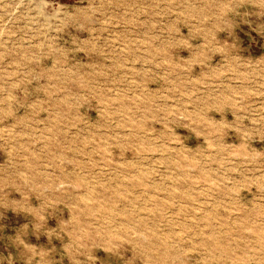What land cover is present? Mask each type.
I'll list each match as a JSON object with an SVG mask.
<instances>
[{
    "label": "rangeland",
    "instance_id": "1",
    "mask_svg": "<svg viewBox=\"0 0 264 264\" xmlns=\"http://www.w3.org/2000/svg\"><path fill=\"white\" fill-rule=\"evenodd\" d=\"M0 264H264V0H0Z\"/></svg>",
    "mask_w": 264,
    "mask_h": 264
}]
</instances>
